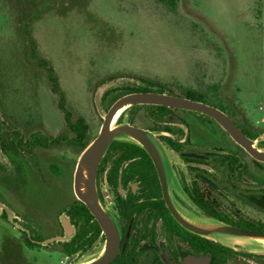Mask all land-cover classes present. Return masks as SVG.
I'll return each instance as SVG.
<instances>
[{
    "label": "flooded vegetation",
    "instance_id": "obj_1",
    "mask_svg": "<svg viewBox=\"0 0 264 264\" xmlns=\"http://www.w3.org/2000/svg\"><path fill=\"white\" fill-rule=\"evenodd\" d=\"M177 87L179 90L142 81L117 93L108 89L100 95V106L104 104L107 112L119 98L134 92L168 93L201 101L226 113L253 147L264 152V117L253 120L235 101L223 98L219 85ZM126 112L130 113L129 123L151 131L159 142L164 174L140 145L127 140L110 144L96 176L100 202L119 234V248L108 264H229L240 256L248 260L264 257L226 245L233 252L223 251L221 243L184 227L168 204L170 199L190 216L264 231V158L254 155L207 113L138 104L119 118ZM63 113L71 137H46L35 132L26 135L17 128L6 129L7 119L0 118V156L7 159L4 162L0 157V219L12 226L0 234V264H46L40 254L52 252L62 255L61 264H73L91 255L95 256L90 261L94 260L106 250L107 230L74 187L80 155L98 134L90 135V125L82 116L88 130L81 137L70 128ZM72 119L76 120L73 115ZM86 139L88 143L82 147ZM63 144L77 148L75 163L40 162L37 154L36 159H26V155ZM27 168L43 189L54 195L50 193L46 208L36 206L39 213L18 193ZM66 174L67 195L55 185Z\"/></svg>",
    "mask_w": 264,
    "mask_h": 264
},
{
    "label": "rangeland",
    "instance_id": "obj_2",
    "mask_svg": "<svg viewBox=\"0 0 264 264\" xmlns=\"http://www.w3.org/2000/svg\"><path fill=\"white\" fill-rule=\"evenodd\" d=\"M24 1L27 10L37 9L39 17L33 22L20 21L18 0H0V118L7 119L6 129L73 136L47 68L40 65L43 60L55 69L67 109L74 119L86 118L92 137L106 112L104 104L102 111L98 108L97 94L108 89L117 93L142 81L175 90L177 85H219L223 98L235 101L253 120L264 117V109H259L264 108V0H179L177 13L158 0ZM129 116L126 112L116 123ZM35 154L37 161L58 163H75L79 156L70 144L36 151L26 159H36ZM0 157L7 162L3 154ZM27 169L18 193L37 212L54 195ZM67 180L66 174L55 184L65 195ZM10 228L0 219V234ZM234 247L263 248L249 242ZM40 256L46 264H61L57 252ZM229 264H264V257L240 256Z\"/></svg>",
    "mask_w": 264,
    "mask_h": 264
},
{
    "label": "water",
    "instance_id": "obj_3",
    "mask_svg": "<svg viewBox=\"0 0 264 264\" xmlns=\"http://www.w3.org/2000/svg\"><path fill=\"white\" fill-rule=\"evenodd\" d=\"M96 103L101 110L100 94H97ZM138 104L168 105L207 113L217 119L237 141L254 155L264 158V152L253 147L252 141L241 128L226 113L214 106L190 98L158 92H134L119 98L107 112L103 113L104 120L101 129L80 155L74 178L77 196L86 203L108 232L107 247L100 257L76 264H108L119 248L117 228L111 216L102 206L96 186L97 170L110 144L115 140H127L140 145L152 156L160 173L164 174L163 161L159 153L160 144L154 134L147 129L129 123L127 120L116 123L120 117L116 119V115L120 110L123 113L129 107ZM168 204L177 220L192 232L232 248H235L234 243H259L262 245V249L243 250L264 255V231L238 227L217 219L190 216L179 210L170 199H168ZM0 206L2 205L0 204Z\"/></svg>",
    "mask_w": 264,
    "mask_h": 264
},
{
    "label": "trees",
    "instance_id": "obj_4",
    "mask_svg": "<svg viewBox=\"0 0 264 264\" xmlns=\"http://www.w3.org/2000/svg\"><path fill=\"white\" fill-rule=\"evenodd\" d=\"M32 2L33 1L30 0V4H33ZM158 2L163 4L169 11H171L173 13L178 12L179 0H158ZM27 4L28 3L24 0H18L17 6H19V7L17 10V14H18L20 21L26 20L28 22H33L39 17V15L38 14L36 15V10H37L36 8L31 9V10H27ZM28 27H29V25L24 22L23 31H24L25 36L27 38L29 37ZM30 41H31V44L34 46L33 39H30ZM40 65L45 66L47 68L48 75H49L50 80L52 82L53 90H54V92H56L60 96V107L65 112V116H66V120H67L68 125L70 126V128L72 130L78 132L80 134V136L82 137V133H86V131L88 130V125L85 121V118L82 116H79L76 120L72 119V113L65 106V94L61 88L59 78L56 75L54 67L50 66L48 64V62H46L45 60L41 61ZM191 97H193V96L191 95ZM87 140L88 139L84 140L82 147L86 146V144L88 143ZM219 246L223 249V251H226L229 253L233 252L232 249H230L224 245L219 244Z\"/></svg>",
    "mask_w": 264,
    "mask_h": 264
},
{
    "label": "bare ground",
    "instance_id": "obj_5",
    "mask_svg": "<svg viewBox=\"0 0 264 264\" xmlns=\"http://www.w3.org/2000/svg\"><path fill=\"white\" fill-rule=\"evenodd\" d=\"M121 113H122V111L120 110V111L118 112V114L116 115V119L120 116Z\"/></svg>",
    "mask_w": 264,
    "mask_h": 264
}]
</instances>
